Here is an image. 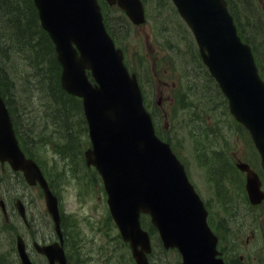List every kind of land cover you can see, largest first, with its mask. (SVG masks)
Wrapping results in <instances>:
<instances>
[{"label":"water","instance_id":"1","mask_svg":"<svg viewBox=\"0 0 264 264\" xmlns=\"http://www.w3.org/2000/svg\"><path fill=\"white\" fill-rule=\"evenodd\" d=\"M42 27L53 40L62 66L61 85L82 98L92 147L86 163L103 178L111 215L137 264H149V235L140 214H149L166 249L177 248L181 264H224L203 202L189 183L170 146L155 135L136 76L108 34L97 0H33ZM124 9L135 24L144 22L140 0H106ZM192 30L203 62L226 95L230 111L251 134L264 167V82L249 45L237 33L225 0H172ZM87 71H90L93 84ZM41 185L62 244L57 198L32 159L21 151L11 116L0 94V162ZM246 171L247 167H242ZM253 186V187H252ZM252 201L258 190L249 173ZM261 198L258 200L260 201ZM24 217V212H21ZM51 264H66L62 246H36ZM22 264H33L22 238Z\"/></svg>","mask_w":264,"mask_h":264},{"label":"rangeland","instance_id":"2","mask_svg":"<svg viewBox=\"0 0 264 264\" xmlns=\"http://www.w3.org/2000/svg\"><path fill=\"white\" fill-rule=\"evenodd\" d=\"M144 1L148 12L147 23L135 28L131 27L132 29L130 28L127 30L129 36L126 40L122 41V45L127 50L132 69L134 71L136 69L137 72H145L147 76H150L151 83L150 85H146L149 89L146 95L147 103L151 107L153 113L155 111V105L157 106L158 113L162 118L160 121L162 122L163 133L173 140L174 143H172V148L184 163L190 180L195 185L204 201L210 202L215 209L214 197L211 194L212 185L209 181V168L219 165V161L210 158L209 154L211 153L208 150L212 149L221 152V158L229 165L232 164V162H238L240 158L249 159L247 148L250 147V143L239 131L230 117L224 115V110L219 108V103L214 100L213 94L208 89L207 78L204 72L203 74L200 72L203 79L200 83H197L196 86L201 94L196 92L194 98L189 99L192 95H190V97L188 95L184 96V98L193 101L196 106H200V111L207 107V111H212L211 114L204 115L206 123L204 124L201 120L196 118L189 108H182L180 106L179 102L181 96L183 97L182 93H189L190 64L182 62L181 66H179V56H185L188 62L194 63L195 65L193 66H195L197 70H200L197 64L199 62H196L198 58L197 46L190 30L180 19L170 0ZM232 1H234V11L236 15L238 14L240 17L238 18L240 23L242 22L245 25V35L248 36V39H250L249 41L256 47V51H259V53H257L258 55H255V57H257V64L259 67H262L264 74V26H262V32H260V30L258 31L260 34L263 33L262 36H260V34L258 35V33H254L249 26V20L245 16V11L248 9L246 4L237 3L236 0ZM253 3L255 10L264 18V0H253ZM119 15V10L114 8L110 10V17L115 19ZM249 15L251 14L249 13ZM252 20L253 21L250 23L256 26V20ZM4 22L5 16L3 12H0L1 33L2 31L4 33ZM172 41L179 45L181 55H179V48L176 45H170ZM13 45L15 46L14 43ZM9 48L12 50L11 53L14 57L11 61H7L9 70L14 71L19 76L23 71L30 72L28 61L22 59V57L18 55L16 49L11 48V43L9 44ZM168 52L171 58L166 57ZM164 54H166L165 59L163 58L164 56H162ZM170 60L174 68L166 64ZM161 61L162 63H160ZM139 69L142 71H139ZM165 70H168V72L166 73ZM31 92H33V86L29 90H20V93L18 90V94H21L24 100V102H22L24 105L20 103V106L26 111V118L23 117L21 124L24 127L29 126L42 136H48L47 133L41 129L44 127V118L41 116L39 110L43 107H41V104L44 103L38 100V96L32 97L33 94ZM187 113L189 117H187V115L185 117ZM177 114L179 117H176ZM196 125L200 128L204 147L200 150H196L197 141L188 137L197 130V128H191L190 131L189 126L194 127ZM227 125L232 127L231 135L225 130ZM80 132H82L81 129ZM38 133L36 136L39 135ZM86 135V131L79 134V142L86 138ZM48 138H52V136H48ZM59 138L60 137H56V141H58ZM39 145L40 144L34 148L35 150H33V152L40 160L43 168L46 169L50 177L54 179V187L58 190L61 198L60 207L63 213L65 212L68 231L71 236V232L75 235V238L72 236L75 248L77 247V250L74 248V255L76 256V258H73L74 264L76 261L78 262L79 254H87L89 256L88 261L85 262L87 264H104L103 259H99L101 257L99 249L103 246L102 251H104V253L108 250V248L104 246L108 241L105 237L115 235L117 230L107 221L109 210L107 206V196L104 189H102V183L99 181V185H97L96 181H92L95 177L91 174V171L89 172V176L86 175L87 170L81 169V171H75L76 166L70 158L66 161L68 163L66 165L69 167L67 169L69 174H67L64 168L61 173L62 176L55 179V176L61 171L60 167L54 164V158L57 157V153L51 148L42 150ZM214 146L221 148L215 149ZM226 146L229 152L223 148ZM88 147V144H82L83 152ZM203 149L208 153L204 154ZM211 156L213 155L211 154ZM206 160H208V162H206ZM210 162L211 164H209ZM55 169H57L58 172H55ZM9 175L10 173L7 172V170L0 168V198L7 196L5 200L6 204L13 210L14 208L11 200L14 196L16 194L25 196L24 198L28 205L33 225L31 229H28L25 225L21 224L19 217L15 215H13V217L11 216L9 221L3 223V215L0 209V264H20L15 249L17 234L24 235L26 241L31 245V242L35 239L39 241L45 240L53 235L55 236V234L53 233V224L50 222L51 219L46 210L45 199L41 190L39 188L18 185L13 180L14 178L11 179ZM219 180H221V178ZM84 185L85 188L83 187ZM7 200L10 203L7 202ZM242 242L243 245H246L245 238H242ZM251 246L256 247L255 241L251 242ZM257 249L258 254L264 255L262 247ZM125 254L128 257V252L126 250ZM157 254L161 257H157L156 264L180 263V258L174 252L157 250ZM35 257L38 262H44L43 258ZM159 257L160 259H158ZM122 263L131 264V262L126 259ZM255 264H264V261L263 263L259 261Z\"/></svg>","mask_w":264,"mask_h":264},{"label":"trees","instance_id":"3","mask_svg":"<svg viewBox=\"0 0 264 264\" xmlns=\"http://www.w3.org/2000/svg\"><path fill=\"white\" fill-rule=\"evenodd\" d=\"M236 1L237 3L240 2L246 4L248 9L245 11V16L249 20L250 25H248L252 28L254 33H258L259 35L260 32L263 31V18L262 15L255 10L253 0ZM228 2L231 6L230 10L232 14L236 19L240 18L234 11V1L228 0ZM105 6L106 5L102 4V7H104L106 25L110 29L111 34L117 39L116 34H119V31H114L110 26L111 22L110 18L106 16L105 9L107 8H105ZM0 12H3L5 16L3 26L4 33L3 31L2 33L0 32V90L11 112L24 151L28 156L37 161L39 159L33 150H35L34 148L40 144V149L44 150L51 148L57 153H55L57 157L54 158V164H56V166L61 165L60 173H62L64 168L66 172L68 171L67 169L69 167L66 165L68 164L66 162L68 161V158L73 160L76 166L75 171H81V169L84 168L86 169L82 144H88L87 135L81 142H79L80 139L78 140L79 134L87 131L85 120L81 113V100L69 96L61 88V67L57 61L55 48L49 35L41 27L38 12L33 0H0ZM249 13L251 15H249ZM119 18L123 17L119 16L118 19ZM251 18L256 20V26L255 24L250 23L253 21ZM238 24H240L239 30L244 40L253 46L252 42L249 41L250 39H248V36L245 35V25L242 22L240 23V21ZM117 26L123 30L124 23L118 22ZM259 30L260 32H258ZM260 36H262V34H260ZM10 43L11 48L16 49L18 55H20L22 59L28 61L30 72L23 71L19 76L14 71L9 70L7 61H11L14 58L11 53L12 50L9 48ZM32 86V97L38 96V100L44 103L41 104V107H43L39 110L41 116L44 118V127L41 129L44 130L48 136H52V138L42 136L37 131L32 130L29 126L24 127L21 124L23 117L26 116V111L20 106V103L23 104L22 102H24V100L22 95L18 94V90L20 93V90H29ZM59 116L61 119H58ZM199 117L202 119L201 116ZM201 121H204V119ZM156 123L158 125V122ZM80 129L82 132H80ZM37 133L39 134L38 136H36ZM56 137H60L58 141H56ZM55 172H57V169ZM16 175L19 176L18 174ZM51 187L55 190L53 184H51ZM146 221H148V224ZM65 223L66 221L64 220L63 226L68 229V227H66L67 223L66 226ZM143 224L145 227L147 226L150 230L154 231L148 218L146 219L144 217ZM71 234L73 238H75V235L72 232ZM72 236L70 235V240L72 239ZM73 247L74 245L72 243L71 247L67 248V252L70 253L71 250H74Z\"/></svg>","mask_w":264,"mask_h":264},{"label":"flooded vegetation","instance_id":"4","mask_svg":"<svg viewBox=\"0 0 264 264\" xmlns=\"http://www.w3.org/2000/svg\"><path fill=\"white\" fill-rule=\"evenodd\" d=\"M259 176L262 180L261 188L264 191L263 171H260ZM253 208H259L260 212L256 210L253 215L249 211L247 213L249 218L246 217V219L243 216V220L245 221L243 230L238 234L236 241L233 239L234 235L229 238L226 253L222 250V255L229 264H255L256 262L260 261L263 263L264 261V255L258 254L257 249L262 247L264 252V201ZM248 224H250V226H248ZM242 238H245L246 245H243ZM251 239L256 240V247L250 245ZM45 264H48V261H45Z\"/></svg>","mask_w":264,"mask_h":264},{"label":"bare ground","instance_id":"5","mask_svg":"<svg viewBox=\"0 0 264 264\" xmlns=\"http://www.w3.org/2000/svg\"><path fill=\"white\" fill-rule=\"evenodd\" d=\"M160 18H161V17H160ZM163 20H164V19H163ZM163 22H164V21H163ZM11 23H12V22H11ZM15 25H16V24H15ZM34 26H35V25H34ZM10 28H11V27H10ZM12 29H13V28H12ZM15 34H16V33H15ZM263 51H264V50H263ZM261 52H262V51H261ZM17 58H18V57H17ZM19 59H20V58H19ZM44 65H45V64H44ZM47 66H48V65H47ZM48 67H49V66H48ZM55 68H56V67H55ZM55 68H54V69H55ZM56 69H57V68H56ZM52 71H54V70H52ZM58 119H61L60 116H59ZM59 131H60V130H59ZM216 132H217V131H216ZM58 134H59V133H58ZM58 136H59V135H58ZM215 137H216V136H215ZM73 143H74V142H73ZM67 144H68V143H67ZM68 145H69V144H68ZM65 147H66V146H65ZM75 147H76V146H75ZM75 147H74V148H75ZM73 150H74V149H73Z\"/></svg>","mask_w":264,"mask_h":264}]
</instances>
